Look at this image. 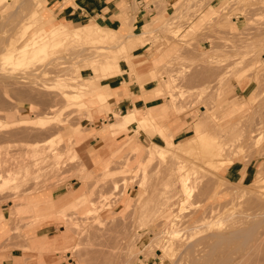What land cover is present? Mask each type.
<instances>
[{"label": "rangeland", "instance_id": "obj_1", "mask_svg": "<svg viewBox=\"0 0 264 264\" xmlns=\"http://www.w3.org/2000/svg\"><path fill=\"white\" fill-rule=\"evenodd\" d=\"M138 1L111 40L64 44L46 30L65 26L36 17L40 0L0 1V250H30L51 221L59 262L264 264V0H176L170 10L143 0L152 15L133 32ZM13 46L18 67L2 58ZM139 49L158 62L141 78ZM107 54L120 73L107 70ZM126 70L160 106L132 109L140 123L126 131L100 107L101 132L87 129L99 84ZM91 133L114 142L98 162L80 154ZM71 179L81 187L69 206L34 209L33 197Z\"/></svg>", "mask_w": 264, "mask_h": 264}, {"label": "crops", "instance_id": "obj_2", "mask_svg": "<svg viewBox=\"0 0 264 264\" xmlns=\"http://www.w3.org/2000/svg\"><path fill=\"white\" fill-rule=\"evenodd\" d=\"M40 1L45 8L42 11H35L36 17H40L43 21H54L50 24V26H48L50 28L56 29L60 26L73 28L77 25H84L92 22V25L73 28V30L68 29L69 31L77 32L81 36L82 41L86 43L106 35H109L112 38L115 37L123 26V9L128 5L130 6L133 4V0ZM163 1L168 3L167 10H170L172 5L176 2V0ZM138 3L141 4L130 20V23H133V32L141 30V28L146 24L145 21L152 15V13H149V11L145 8V2L143 0H139ZM239 22L240 20L237 19L233 21V24H235L236 27H239L240 30H243V26L240 25L241 23L238 24ZM203 44L205 45L207 42ZM151 55L152 52L147 50H137V55L135 56V61L137 62L134 63L137 65L134 68V72L137 77L141 78L142 76H146L148 72H150L149 69L158 64L157 60L153 62ZM111 59L113 61L112 67L107 70L111 71L112 74L120 73L121 69L119 58L117 56H111ZM130 77H133V75H129V71L126 70L121 77L107 83L99 84L100 88H103V90L97 93L95 98L101 106L93 107L90 114L91 120L86 118L82 121L87 129L92 130L95 133L101 132L100 125L103 124V118L99 115V109H101L100 107L109 109L110 112L106 113L108 121L115 119V121L109 126L113 125L125 129L134 122L133 114L137 112L132 109L144 111L149 108L160 106L158 104V98L151 97L152 88H145L149 84L148 81L136 83V81L131 78L132 80L130 82ZM111 112L121 114L124 112L127 113L122 117L118 115L113 117ZM108 130L109 131L105 133V136H108V134L111 133L110 128ZM93 136L94 135L91 133V136L82 142L80 154L83 157H90V154L92 159L98 162L99 160H103L109 156L114 148L112 147L114 142L111 141V137L103 140L98 135L95 137ZM143 141H145V139H143ZM237 165L238 164L234 163L231 167H229L226 170V176L232 178L235 173H239ZM78 184V180L71 179L66 185L43 191V194L33 197L31 203L35 204L34 209L38 210L40 213H46L47 210L45 209L53 208L58 210L65 208L73 202V197L76 192L80 190L81 186L76 188V185ZM2 211L3 209L1 208L0 231L5 229L4 221L8 218L7 216H4ZM43 223H47L48 225L41 227L37 231L36 235L32 237L30 250L13 249L10 252L0 250V264H75L70 260V257H67L68 263L58 261L59 254L58 252L53 251V249L56 246H59L60 242L55 239L56 236L54 235L51 221H45ZM46 240L51 245L50 248H46Z\"/></svg>", "mask_w": 264, "mask_h": 264}, {"label": "bare ground", "instance_id": "obj_3", "mask_svg": "<svg viewBox=\"0 0 264 264\" xmlns=\"http://www.w3.org/2000/svg\"><path fill=\"white\" fill-rule=\"evenodd\" d=\"M0 1H2V0H0ZM37 3H35V5H36ZM263 6V5H262ZM35 7H37V5L35 6ZM39 15V14H38ZM36 18V17H35ZM39 19H41L40 17H39ZM27 21V20H26ZM97 26V25H96ZM31 28V27H30ZM29 29V28H28ZM28 29H26V32H24L23 34H22V37H21V39H23L24 37H25V35L27 34V32L29 31ZM46 33L48 34L47 36L50 38V39H57V40H59L60 41V43H62V44H64V43H67V41H72V43H74V42H77V41H82L81 40V36L77 33V32H74V31H69L68 29H64L63 27L62 28H60L58 31H56V32H52L51 30H49V29H47L46 30ZM44 34V33H43ZM99 39V42L100 43H102V42H106V41H109V40H111V37L109 36V35H106V36H103V37H99L98 38ZM145 39H147V38H145ZM142 40V39H141ZM16 41H18V40H16ZM66 41V42H65ZM74 41V42H73ZM143 41H145V40H143ZM64 42V43H63ZM59 43V44H60ZM146 43V42H145ZM62 44H60V45H62ZM142 44V43H141ZM15 45H16V43H15ZM66 45V44H65ZM120 46V45H119ZM8 48H9V46H8ZM14 48V46L9 50H6V51H8L7 52V54H5L4 55V52H3V55H2V58H4L5 57V60L4 61H6L7 63H8V65H12V66H16V67H18L17 66V64L14 62V59L13 58H15L14 57V52H15V50L13 49ZM30 48V47H29ZM61 48H63V47H61ZM6 49V48H5ZM99 49V48H98ZM103 49H105L104 47H103ZM101 50V49H100ZM48 51L49 50H47V49H42V50H40V53H39V56H38V58L40 59V58H42V57H45V56H47V54H48ZM6 53V52H5ZM75 53V52H74ZM79 53V52H78ZM83 53H84V51H83ZM95 54V53H94ZM97 54H98V52H97ZM75 55V54H74ZM80 55V54H79ZM82 55V54H81ZM80 55V56H81ZM84 55V54H83ZM100 55V54H99ZM98 55V56H99ZM94 56V55H93ZM105 56H108V59L106 60L109 64H113V61H112V59H111V56H109L108 54L107 55H105ZM51 57V56H50ZM47 58V57H46ZM90 58V57H89ZM94 59V58H93ZM47 59H42V60H40V62L39 63H41V61L43 62V61H46ZM105 61V62H106ZM106 62V63H107ZM103 63H104V61H103ZM35 64V63H34ZM100 64H101V61H100ZM108 64V65H109ZM104 65V64H103ZM102 66V65H101ZM20 67V66H19ZM92 68H94V67H92ZM19 69V68H18ZM16 70V69H15ZM84 81H87V80H84ZM95 82H96V80H94ZM64 81H62L61 82V84H59L58 86H59V88H61V89H66V88H68L67 87V85L66 84H64L63 83ZM90 82H93V80L92 81H90ZM85 84H88L89 83V80L87 81V82H84ZM84 87H85V85H84ZM79 89H80V87H78ZM73 89H77V87H74ZM80 91V90H79ZM136 112V111H135ZM137 113H135V116H134V118H133V124H137V125H139V121H140V118H139V116H137L136 115ZM205 115V114H204ZM143 117H145V116H143ZM147 118V117H146ZM208 123V122H207ZM133 124H131V125H133ZM131 125H129L128 126V128L131 126ZM120 129V131H126L128 128H125V129H122L121 127H117V126H111V129ZM199 129V128H198ZM210 130V129H209ZM197 132H199V130H197ZM204 132V131H203ZM200 134H201V132H200ZM153 144V143H152ZM155 145V144H154ZM152 147V146H151ZM156 146H153V148H155ZM157 148V147H156ZM162 149V148H161ZM156 151V150H155ZM159 151H161V150H159ZM163 152V151H162ZM157 153V152H156ZM150 154V153H149ZM148 154V155H149ZM158 154V153H157ZM161 155V154H160ZM259 178V177H258ZM258 178L256 179L257 180V182H259V180H258ZM6 182L8 183V182H10L9 180L7 181L6 180ZM6 183V184H7ZM5 183H4V185H6ZM5 187V186H4ZM178 247H180V246H178ZM185 249H187V248H185ZM188 250V249H187ZM178 251V250H177ZM181 252V251H180ZM189 253H190V251H189ZM187 254V253H186Z\"/></svg>", "mask_w": 264, "mask_h": 264}]
</instances>
